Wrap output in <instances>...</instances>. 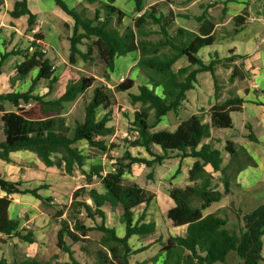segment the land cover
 <instances>
[{
	"label": "trees",
	"instance_id": "1",
	"mask_svg": "<svg viewBox=\"0 0 264 264\" xmlns=\"http://www.w3.org/2000/svg\"><path fill=\"white\" fill-rule=\"evenodd\" d=\"M53 1L72 19L71 35L67 37L70 64L76 65L79 59L92 60V50L96 49L105 65L102 76L108 81V72L114 70L115 59L137 52L139 56L135 66L145 83L137 85V92H131L134 80L128 77L111 90L95 77L81 76L76 80L70 79L64 91L53 97L56 78L52 76L51 61L38 42L42 38L39 33L33 36L25 49L0 54V67L7 56H22L14 66L17 80H25L31 71L37 70L26 90L0 92V160L10 162V153L27 150L47 167L63 169L67 174L79 170L85 180V184L74 190L67 204L55 208L52 217L59 226L56 246L67 254V261H52L56 258L53 255L51 261H40L34 257L13 258L11 261L2 258L0 264H131V255L145 250L147 245L133 250L129 238L155 232V222L145 221L147 207L155 199V193L130 177L133 166L150 168L175 157H192L195 160L188 171L189 183L168 188L174 205L165 216L173 226L183 227V232L169 236L162 243L160 250L165 253L162 264L226 263L231 251L239 257L237 264H258L264 260L261 255L264 204L251 212H236L238 225L233 228L226 227L228 217L224 209L204 213L227 194L229 187V183L219 177L224 185V190L220 191L216 183L219 180L211 174L202 177L205 166L209 165L213 172L223 176V154L233 156L239 146L227 140L219 149L215 147V139L206 143L203 140L210 137L211 128L233 127L231 113L242 110L243 98L233 90L207 111L190 115L173 130L155 129L162 117L181 107L186 93L195 87L198 74L210 73L216 89L217 67L225 61L244 58V55L234 54L232 49L224 58L217 50L209 52L207 57L199 55L203 47H213L217 41L225 39L224 35L218 37L216 23L208 12L216 1L200 3L201 12L193 15L168 7L172 0H159L146 7L144 0H131L137 15L130 23H124L127 13L115 4V0H82L86 4H94L92 10L84 3L78 5V9L70 7L65 0ZM3 5L4 0H0V10ZM222 12H226L225 7ZM8 14L12 18L26 16V31L31 32L36 16L30 11L27 0L15 1ZM180 19L191 20L196 29L181 24ZM231 20L234 35L248 20L247 8L233 15ZM81 46H84V51ZM181 57L186 58L187 65L173 69ZM233 67L230 78H247L248 72L240 73L235 65ZM40 80L46 81L47 91L34 93V87ZM89 88H92L91 96L79 105ZM113 91L126 92L131 104H139L132 113L127 137L121 140L120 155H110V151L119 148V144L108 142L114 134V127L108 125L113 116ZM29 104L39 106L38 115L26 116L20 112ZM99 111L102 112L101 117H98ZM206 116L209 121H204ZM249 137L255 140L252 135ZM78 142L104 154L108 162L91 161L97 155L79 148ZM133 150L138 153L134 154ZM21 185L20 180L10 181L0 175V190L4 192L0 197V235L33 243L32 232L21 227L19 219L9 217L11 196L29 194L50 206L53 197L39 193L47 185L35 188H22ZM104 205H110L112 210L121 209L123 236H118L115 228L106 224ZM139 208L142 210L137 215ZM91 231L101 233L97 241L99 248L92 252L89 251ZM73 245H79L81 251L87 253L86 263L75 257ZM90 256L92 260H89Z\"/></svg>",
	"mask_w": 264,
	"mask_h": 264
},
{
	"label": "rangeland",
	"instance_id": "2",
	"mask_svg": "<svg viewBox=\"0 0 264 264\" xmlns=\"http://www.w3.org/2000/svg\"><path fill=\"white\" fill-rule=\"evenodd\" d=\"M158 0H144L145 5L152 4ZM172 8L175 11H178L183 9L182 11H187L193 15H198L201 12V9L199 8V4H208L210 2H214L211 7L208 8V12L211 14L213 21L217 25V35L218 37L225 36V39L217 41L214 46H207L203 47L199 51V55L201 57H207V54L209 52H213L214 50L218 51V54L221 58L227 57L230 55L229 50L232 49L234 53L238 55H245V54H252L254 51L255 53L262 54L261 59L257 62H261L264 64V42L261 44L257 43L259 42L260 38L264 34V0H246V2H249L251 5V10L248 11L250 13L249 20L244 24V26L236 32L234 35H232V31L234 28V23L231 20V14L234 13V9L231 11L230 14H227V11L225 13L222 12L223 5L228 0H172ZM121 6L126 11L127 16L125 17L124 23H130L131 19L134 16V11L129 8V6L125 3V0H119ZM84 2H79L75 5L78 9ZM80 5V6H78ZM90 7L92 10L94 8V4H86ZM170 7V4L169 6ZM247 8V7H246ZM255 8V9H254ZM186 9V10H185ZM181 24L196 29L195 24L189 20L185 21L183 19L179 20ZM47 28V25H45ZM44 27V28H45ZM26 32V31H25ZM24 44H27L26 37H22ZM18 43V42H17ZM68 48L66 47V55L68 54ZM92 60L90 61H83L81 59L78 60L76 65H72L68 62V64H64L59 66V69L61 71L59 72V75L61 79L58 81L56 79V82L53 85L52 90V96L57 97L59 96L63 90L65 89V86L67 82L70 79H78L81 76H92L97 79V81H101L106 83V80L103 78L104 73V67L103 62L99 58L96 50L92 53ZM67 57V56H66ZM132 59V58H131ZM131 59H128L127 61H122L118 68H115L113 72V80L108 81L107 85L110 87L111 90L114 89L115 84L122 82L123 80H120L119 77L123 76V78H133L134 79V87L132 88V92H137V85L141 84L142 81H145L143 76L139 75V71L136 68V66H133L132 63L135 61L133 58V61ZM243 58L238 64H235V67L238 72H248L247 80L241 81L243 79H239L238 77L230 78L232 70L234 69L232 62L225 61L222 64H220L217 67L216 72V82L217 87L215 89L214 87V81L212 79V76L210 73H200L197 76V82L195 83V87L192 90H189L187 92V100L188 103L186 106L182 105L176 112L170 111L168 112L159 123L156 124L155 129L159 128H167L169 130H173L178 123L181 121L187 119L191 114L197 113L201 106L207 107L210 103L215 102L216 99H224L229 95L231 91L234 89H245L247 88L249 84V80L251 79V74L248 70H245L244 64L242 63ZM132 65V66H131ZM187 65V60L185 57H181L178 59L175 64L173 65V69H177V67L185 66ZM233 67V68H232ZM12 69V68H11ZM12 71H14L12 69ZM264 73V68H263ZM34 75V74H32ZM5 77H3L4 79ZM30 78L32 76L30 75L24 82L21 80H17L16 73L13 72L10 75L9 80L5 79L1 84H4L7 88L14 87V88H23L26 89L30 86ZM143 80H142V79ZM260 81V79L258 80ZM251 83V82H250ZM263 84V83H262ZM35 92L37 93H45L44 91L47 90L46 87V81L40 80L38 84L34 87ZM92 88H89L86 93L84 94L83 99L79 101L83 104L84 101H86L89 96H91ZM113 102H114V108H113V115L114 119H112L108 125L114 127V134L109 137L108 142H115L119 144V148L113 149L110 151V155H120L122 151V147L120 145L122 144L121 140L124 137H127V131L129 129V118L133 111L139 107V104H131L129 102L128 96L125 92L121 91H113ZM186 102V101H185ZM22 114L26 116H36L39 114V106L36 104H32L31 106H28L27 108L24 107L21 111ZM102 112L99 111L98 117H101ZM233 121H234V128L231 129H223L219 130L222 132H218V136H220L223 139H230V138H239L238 131L241 130V114L239 113H233L232 114ZM217 132V130H215ZM240 139V138H239ZM237 139V140H239ZM231 140V139H230ZM77 146L81 149H83L86 152L94 153L97 155L93 160L91 161H101L102 163H107L108 160L106 156L103 154H100L98 152H95L93 149L88 147L82 142H78ZM134 154H137L138 152L136 150H133ZM144 153V152H143ZM28 156H25L23 153L14 154V161H12V164L9 165L10 169V177L11 178H17L20 171L24 170L25 167L29 169H34L36 167L35 154H28ZM40 161V160H39ZM41 162V161H40ZM42 163V162H41ZM110 163V162H109ZM181 163L178 159H166L164 162L160 165H154L153 167H145V166H134L133 170V177L136 179V181L141 184L142 186H146L147 188H151V190H158L159 193H165L168 195V192L164 188V186H168V180L166 175L169 173V171L176 168V166H181ZM186 164H183L182 167L184 168ZM46 169V166H44ZM47 172H44L43 174L38 175L37 177L40 179L39 183H42L44 185H47V187H51L50 193H52L51 197H53L52 206L47 205L46 203H42V205L39 207V210H41V216L44 217L43 220L36 219V225L42 221L46 224L45 218L49 214L51 217L48 218V225L43 226L42 228L44 230L40 231V233L37 235L36 231H32V234L38 242L36 244H30L25 242H19L16 241L14 244L13 242L9 244L11 245L10 248L14 249L18 254V251H21L24 254H29L32 257H36V259L41 261H51L53 255H56V258L52 261H58L63 262L68 260V256L66 253L62 252L60 249L56 246V230L58 229V222L55 221V219H51L54 215L55 208L57 206H61L64 204H67L69 202V199L74 192L75 189L80 187L81 185L85 184L84 177L82 173L75 169L71 174H67L63 169H59L56 167H52V170H46ZM211 172V171H210ZM210 172H204L202 176H205L206 174ZM34 175V174H33ZM150 175V176H149ZM220 176V175H219ZM249 184H246V186H236L231 185L228 187V193L223 195L221 200L219 202H215L210 205L209 208L205 209L204 213L206 214L210 210H213L215 207H221L219 209H224L226 216L228 217V223L226 225L227 228H233V226L238 225V219L236 212L240 211L242 214L246 212H251L260 205L264 204V168H258L257 170H254L249 175ZM34 177V176H33ZM164 179H163V178ZM187 173L178 174L177 177L174 179V184L178 187L184 186V183L187 182ZM184 182V183H183ZM99 188V185H96ZM160 188V189H159ZM42 192H45V190ZM169 196V195H168ZM153 206V205H152ZM164 206V204H162ZM160 208V207H159ZM159 208H149L150 212V219H154L156 222V233H160L162 235L166 236V233H168V227H166V218L165 214H163V211H161ZM165 208V206H164ZM217 209V210H219ZM215 210V211H217ZM108 211V222L107 225H113L115 227L119 226L120 217L119 213L121 212V209L118 208L117 210L114 209L112 212L109 208H107ZM48 213V214H47ZM118 213V214H117ZM138 214V212H137ZM220 214L221 213L220 211ZM20 219L28 220V214L22 213L21 216H19ZM87 223H89L87 221ZM29 224L32 226V221L29 222ZM33 227V226H32ZM35 228V227H33ZM38 226H36V230ZM155 232L152 234V237L155 240H158V244H162V238L158 237V235ZM90 237L92 242L89 245V251L92 252L99 248L98 245V239L101 237V233L98 231H91ZM149 237H144L142 242H146ZM149 238V239H150ZM43 241L41 244L40 242ZM132 247L135 248L138 247V243H136V240L131 241ZM72 249L75 252V257L82 263L87 262V253L81 251L79 245H73ZM5 250V249H4ZM2 250V251H4ZM7 251H10V249H7ZM13 251V253H15ZM150 251V250H149ZM149 251L144 252L143 254H149ZM261 255L264 257V235L262 236V251ZM140 257V258H138ZM133 256L131 258L132 264H142L139 260L142 256ZM25 257L19 259L17 257V260H22ZM93 257L90 256L89 260H92ZM9 261V260H8ZM239 261V257L237 254L233 251L229 252L227 255L226 263H215V264H237ZM258 264H264V260L260 261Z\"/></svg>",
	"mask_w": 264,
	"mask_h": 264
},
{
	"label": "crops",
	"instance_id": "3",
	"mask_svg": "<svg viewBox=\"0 0 264 264\" xmlns=\"http://www.w3.org/2000/svg\"><path fill=\"white\" fill-rule=\"evenodd\" d=\"M15 1H17V0H4L3 8L0 10V54H4V53H7V52L12 51V50L14 51L17 49H19V50L25 49L30 44V42L32 41L33 36L35 34L39 33L42 36V38L40 40H38L39 44L42 47V51L45 53V56L51 61L52 66L55 67V69L53 70L52 76L54 78H56L58 81H60L61 79H59V78L61 75H59V72L61 71V69H59V66L62 65V67H63L64 64H68V62H69L68 61L69 52L66 55V47L68 48V51H69V41H68L67 37H69L71 35L72 19L69 16H67L59 8V6H57L55 4V2L53 0H27L30 11L36 16V21H35V25H34L33 29L31 30V32H27L26 31V19H27L26 16H22L19 18H12L8 14V11L13 7V4ZM65 1L70 7H73L76 4H78L79 2H81L82 0H65ZM125 1H126L125 3L129 6V8H131L133 10V3L131 2V0H125ZM115 4L120 6L123 9L119 0H115ZM148 5H150V4L145 5V7ZM170 7L172 8L171 4H170ZM223 7H225L227 14H230V10L231 11L233 9L235 10L234 13L231 14V17L233 15L239 13L244 7H247V11H249V12L252 11L251 5L249 4V2H246V0H228L225 3V5H223ZM182 10L183 9H181V11ZM249 12H248V20L250 18ZM136 15H137V13L134 12L133 18ZM124 22H125V20H124ZM45 25H47V28L45 27ZM216 28H217V25H216ZM22 37H26V40H27L26 45L24 44ZM31 49L32 48H30V50ZM81 50L84 51V46H81ZM94 50H96V49H93L92 53ZM255 52L256 51H254L252 54H245L244 58L242 60V63L244 64L245 70H248L251 74V79L249 80L251 83L249 82V84L247 85L248 87L245 89H240V88L234 89L235 93L238 94L240 97H242L244 100L243 105H242V110L240 112H233V113L241 114V124H240L241 130L238 131V135H239L240 139L237 138V139H239V140H237L236 138H230L231 140L230 139H227V140L233 141L239 147L237 148V151L233 156H229L226 153L223 154V170H222L223 176H219L220 175L219 172H213L212 168L209 165L205 166V172L211 171L210 173L206 174L205 176L211 174L215 180L216 179L219 180L216 183H218L217 189H219L220 191L224 190V185L222 182H220L219 177L224 178L229 183V186L236 185V186L244 187V186H246V184H249V177H250L249 175L251 174L252 171L257 170L258 168H264V73H263L264 64H262L261 62H257L261 59L262 54L255 53ZM234 54H236V53H234ZM138 56L139 55L137 52H131V53H128V54H125L122 56H118L115 59V68H118L119 64L122 61H125V60L127 61L128 59H131V58H132L131 59L132 61H133V58L135 59V61L132 63V65L135 66L137 59H138ZM241 59L242 58H236V60L232 61L233 66L235 64H238L241 61ZM21 60H22V56L20 54L7 56L3 60L1 67H0V70H1V72H0V92H6V91L11 90V89H15V90H26L27 89V88L23 89V88H14V87L7 88L4 84H1L3 81H5V79L9 80L11 73L15 72L14 66L17 63H19ZM86 61H90V60H86ZM103 67H104V72H105L104 63H103ZM11 68L14 71H12ZM115 68H114V70H115ZM114 70L112 72H108L109 76H110V79L108 81L113 80ZM36 72H37L36 69L31 71L29 76L31 75L33 78L36 75ZM216 72H217V70H216ZM32 74H34V75H32ZM139 75H141V74L139 73ZM3 77H5V78L3 79ZM119 79L124 80L123 76H120ZM131 79H133V78H131ZM259 79H260V81H258ZM25 80H21V81L24 82ZM30 80H31V78H30ZM246 80H247V78H244L241 81H246ZM43 81H45V80H43ZM108 81H106V83H105L106 85H107ZM142 83H145V81H142ZM134 84H135V82H134ZM255 84L258 85L256 88L254 87ZM133 87H134V85H133ZM34 90H35V88H34ZM46 91H44V92H46ZM130 91L132 92V89ZM33 92L37 93L35 91H33ZM39 94H42V93H39ZM220 100H222V99H220ZM220 100L216 99V97H215V102L220 101ZM187 103H188V100H187V93H186V98L183 101L182 105L186 106ZM31 105L32 104H29L25 107L27 108L28 106H31ZM210 106H212V103H210L207 107H204L202 105L201 106L202 108H200L197 113H193V114H199L201 111L205 112L210 108ZM233 113H231V117H232ZM112 119H114V115L112 116ZM131 119H132V114L129 118V123L131 122ZM204 121H209V117L206 116ZM232 121H233V117H232ZM234 127H235V125H234V121H233V127L232 128H234ZM215 130H217V132ZM219 130H223V129L211 128L210 137L204 139L203 143L208 142L210 139H215V142H214L215 147L222 149L225 141H227V140L218 136V132H222ZM249 135H252L253 137H255V140H252L249 137ZM18 153H23L25 156H28L27 153L28 154H34V153L27 151V150L16 151V152L10 153V158H11L10 162L0 160V175L2 177H4L5 179L10 180V181H19V180L22 181V185H21L22 188H24V187H28V188L38 187L42 183H39L40 179L37 176L40 174H43L44 172H47L46 170H48V169L52 170V166L51 167L46 166V169H45V167H44L45 165L43 163H41L37 157H35V160H36V162H39V165H38V163H36V167L33 170L25 167L24 170L20 171L17 178H11L9 176L10 175L9 165L12 164V161L15 160L14 154H18ZM170 159H178L182 163H181L180 167L176 166V168H174L172 171L170 170L169 173L165 174L167 176L166 177L167 179H164L162 177L164 180H166V181L168 180L167 181L168 186L167 187L164 186V188L166 189L167 192H168L169 186H172V185L176 186L174 184V179H175V177H177L178 174L187 173V177H188V171L191 168V166L195 160L192 157H185L182 159L179 157H175V158H170ZM183 164H186V166L184 168L182 167ZM134 166H133V170H134ZM137 166H139V165H137ZM132 174H133V172H132ZM205 176H202V177H205ZM130 177H132L134 180H136L133 177V175H131ZM186 181L187 182H185V183L183 182L184 185L189 183L188 179H186ZM144 187H146V186H144ZM50 188L51 187L48 186L46 189H43V191L45 190V192H42V190H39V193L42 196H51L52 193H50V190H51ZM148 189L151 190V188H148ZM99 190H101V188ZM152 191L155 193V199L147 207V211H146L147 215L145 217V221L151 220V221L155 222L154 219L149 218L150 217L149 208H159L160 207L159 209L161 211H163V214H166L167 210L170 207H172L174 205V203H173L172 199L168 195H166L165 193H162V192L159 193L158 190H154V189ZM3 195H4V192H2L0 190V197ZM11 199H12V202L8 207L9 217L19 219L20 223H21L20 224L21 227H24L25 229L30 230L31 232L36 231L37 235L40 233V231L44 230L42 227L48 225L47 224L48 218H50L51 216L47 213L48 215L45 218L46 224L43 223L42 221H40L36 225L37 222H36L35 218L41 219V220H43V218H44L41 216V214H42L41 210H39V207L42 205V202L40 200L36 199L35 197H33L29 194H13L11 196ZM162 204H164L165 208H164V206H162ZM107 208H109L110 211L112 212L110 205H104L103 206V210L106 213V224L108 222ZM118 208L119 207H117L116 210ZM219 208H221V207H215L213 210H210L207 213L214 212L215 210H217ZM141 210H142V208H139V210L136 211V212H138L137 215H139L141 213ZM22 213L28 214L29 219L28 220L20 219L19 216H21ZM120 214H121V212L119 213V217H120ZM165 218H166V216H165ZM166 220H167L166 221L167 222L166 227H168V229H169L168 233H166V236L162 235L160 233H156V231H155V233L158 235V237L162 238L161 239L162 243H164L169 236L181 235L183 232V227H175L172 225V223L169 219L166 218ZM31 221L33 223L32 226L35 228H36V226H38L37 229H40V230H36L35 228H33L29 224V222H31ZM108 226L114 227L118 236H123L124 226L121 222H119L118 227H115L114 224L113 225L111 224ZM155 230H156V222H155ZM152 234L147 235V236H136V235H134L131 238H129V244L131 245V248L133 250L147 245V248L145 250H142L140 252H137V253L131 255V257H130V263L131 264H132L131 258L133 256H137V257L142 256L141 259L139 260L140 262H142V264H162L163 263V261L165 259V253L161 252V250H160L162 247V244H160V245L158 244L159 239L155 240L154 238H150V237H152ZM144 237H149L150 239L148 238V240L146 242H142L143 240H141V239H143ZM33 238H34L35 242L30 243V244H36L38 242L36 237L33 236ZM0 239H1L0 240V259L4 258V259L11 261L13 258H17V257H19V259H21L23 257H32L29 254L22 253L21 251H18L19 253L16 254L17 252L14 249L10 248L11 245L9 244V241H10V243L13 242V244L16 241H19V242H25V241H22L18 238H10L9 239L5 235H0ZM133 239L136 240V243L139 244L138 247L137 246L135 248L132 247L131 241ZM42 242L43 241H41L40 244ZM25 243H28V242H25ZM7 249H10V251H7ZM2 250H4V251H2ZM13 251H15V253H13ZM147 251H149V254L144 255L143 253L147 252ZM34 258H36V257H34ZM138 258H140V257H138Z\"/></svg>",
	"mask_w": 264,
	"mask_h": 264
},
{
	"label": "built area",
	"instance_id": "4",
	"mask_svg": "<svg viewBox=\"0 0 264 264\" xmlns=\"http://www.w3.org/2000/svg\"><path fill=\"white\" fill-rule=\"evenodd\" d=\"M33 31H34V30H33ZM262 42H264V34L262 35V37L260 38L259 42L257 43V46H259L258 44H261ZM54 69H55V67L52 66V70H54ZM257 86H258L257 84L254 85L255 88H256Z\"/></svg>",
	"mask_w": 264,
	"mask_h": 264
}]
</instances>
